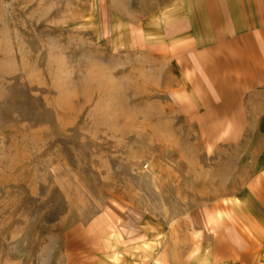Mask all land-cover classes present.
<instances>
[{"label": "rangeland", "instance_id": "1", "mask_svg": "<svg viewBox=\"0 0 264 264\" xmlns=\"http://www.w3.org/2000/svg\"><path fill=\"white\" fill-rule=\"evenodd\" d=\"M222 2L0 0V264H264Z\"/></svg>", "mask_w": 264, "mask_h": 264}, {"label": "crops", "instance_id": "2", "mask_svg": "<svg viewBox=\"0 0 264 264\" xmlns=\"http://www.w3.org/2000/svg\"><path fill=\"white\" fill-rule=\"evenodd\" d=\"M221 3V15L215 16L210 12L211 24L214 25L213 33L221 22L224 26L222 37H217L218 48H223L225 39L230 38L232 45L238 48L237 59L233 65L226 67L218 65L214 71L235 74L241 89H253L255 95L264 99V0H232ZM212 8V7H209ZM221 16V21H217ZM226 36V37H225ZM223 40V41H222ZM222 78V77H221ZM224 79L230 78L224 75ZM235 91V90H234ZM264 119V118H263ZM264 169V166L262 167ZM261 188H254L253 194L262 203L264 209V175L259 178Z\"/></svg>", "mask_w": 264, "mask_h": 264}]
</instances>
